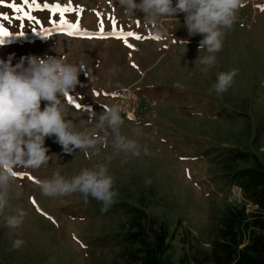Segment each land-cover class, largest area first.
<instances>
[{
  "label": "rangeland",
  "instance_id": "rangeland-1",
  "mask_svg": "<svg viewBox=\"0 0 264 264\" xmlns=\"http://www.w3.org/2000/svg\"><path fill=\"white\" fill-rule=\"evenodd\" d=\"M49 2L66 5L69 0ZM72 5L84 7L79 17L82 29L98 31L96 10L102 13L105 31H111L114 16L119 27L151 38H129L135 46L129 49L115 37L90 38L64 31L44 36L39 29H51V21L58 23L59 14L34 9L40 25L26 21L20 29L19 21L0 18L11 32L0 44V59L14 54V65L21 57L57 56L84 65L80 83L69 93L81 107L69 104L66 119L78 131L91 130L94 122L89 121V113L99 114L105 105L120 104L121 133L137 141L141 154H114L110 136L105 146H99L100 157L79 149L66 153L54 135L46 137L49 163L38 169H16L24 175L15 178L5 215L16 209H24L27 215L15 229L6 227L0 216V264H120L119 245L105 238L124 230L129 214L114 210L122 203L167 220L172 234L165 259L174 264L188 262L194 248H209L225 209L243 205L247 211L255 209L236 184L227 182L229 170L222 159L231 150H242L264 163V0H242L233 26L225 30L217 63L206 73L196 61L207 55L199 50L203 36H189L184 13L161 17L157 25L146 27L143 12L130 16L118 0H72ZM0 13L16 15L5 4H0ZM65 15L69 22L78 19L74 12ZM20 31L24 34L18 35ZM232 69L237 74L222 97L209 95L217 74ZM45 103L41 101V110ZM145 145L150 155L143 154ZM107 156L112 159L105 160ZM97 163H107L118 193L107 211L96 212L95 207L102 204L91 197L85 204L79 193L45 196L36 182L50 178L57 169L70 177ZM252 165L249 159L235 166ZM18 238L24 243L13 250L12 242Z\"/></svg>",
  "mask_w": 264,
  "mask_h": 264
},
{
  "label": "clouds",
  "instance_id": "clouds-1",
  "mask_svg": "<svg viewBox=\"0 0 264 264\" xmlns=\"http://www.w3.org/2000/svg\"><path fill=\"white\" fill-rule=\"evenodd\" d=\"M118 3L130 16H136L137 10L143 12L146 27L157 25L161 17H176L177 13H184V26L189 36H203L199 50H206L207 55L198 56L196 61L203 65L201 71L205 73L216 65V53L222 49L225 30L233 26L242 7V0H176L175 4L173 0H118ZM13 57L11 54L7 60L0 59V216L10 229L22 225L27 215L24 209L5 215V209L9 207V192L17 176L16 169H38L49 163L51 156L45 146L46 137L54 135L66 153L79 149L86 155L100 157L99 146H105L110 136L114 154H141L137 141L121 133L124 118L120 104L105 105V110L99 114L89 113V121L94 122L91 130L78 131L73 121L66 119L69 93L80 83L79 74L85 69L84 65L77 66L57 56L21 57L13 65ZM85 74L92 82L91 73L87 71ZM236 74L235 69L219 72L208 94L222 97ZM42 100L46 102L43 110ZM101 132L102 136L98 134ZM143 154H151L146 145L143 146ZM104 159L110 161L112 157ZM36 182L45 196L79 193L85 204L89 197L100 202L101 211H107L118 195L107 163L82 168L70 177L57 169L50 178ZM23 243L22 239L14 240L12 249L20 248Z\"/></svg>",
  "mask_w": 264,
  "mask_h": 264
},
{
  "label": "trees",
  "instance_id": "trees-1",
  "mask_svg": "<svg viewBox=\"0 0 264 264\" xmlns=\"http://www.w3.org/2000/svg\"><path fill=\"white\" fill-rule=\"evenodd\" d=\"M249 159L254 165L235 166L238 161ZM222 161L229 170L225 174L227 182L236 184L255 209L247 211L244 205L225 209L209 248H194L187 255L188 262L182 264H264V163L242 150L229 151ZM117 205L114 210L126 211L129 218L123 231L105 239L119 245L120 264H174L165 259L171 247L168 221L138 206ZM95 208L101 212L100 207ZM183 242L188 243L185 238Z\"/></svg>",
  "mask_w": 264,
  "mask_h": 264
},
{
  "label": "snow or ice",
  "instance_id": "snow-or-ice-1",
  "mask_svg": "<svg viewBox=\"0 0 264 264\" xmlns=\"http://www.w3.org/2000/svg\"><path fill=\"white\" fill-rule=\"evenodd\" d=\"M0 4H5L8 8L13 9L16 15L14 17H10L6 13H0V18H2L4 21H11L12 19H15L16 21L20 22V29H23L25 27L26 21H33L35 24L40 25L41 21L39 18L34 15V9L35 10H49L53 16L55 14H59L58 16V23L56 20H52V28H42L39 29L41 34L44 36H51L53 32L56 31H64L67 32L68 35H81V36H88V37H99V38H107V37H115L117 39H122V42L126 47L129 49H134V45L130 43L129 38H135L136 40H141L151 38V37H142L139 33L134 31H126L124 28L119 27L117 23V19L112 16L111 19V31H105L104 26V19L102 18V13L99 11H95V14L99 19L98 22V31L90 32L87 29H82L80 27V14L84 12V7L81 5H72V0H69V3L66 5H62L61 3H51L49 0H43V2H40V0H12L11 3H7V0H0ZM262 10H264V6H262ZM77 13L78 19L75 22H69L66 18V13ZM139 24V20L137 21ZM34 31H36V28H33ZM11 34L10 30L5 27L3 23H0V43H4L3 37H7ZM18 35H23L24 33L22 31L17 33ZM156 40L160 39V36L154 37ZM133 67H138L133 62ZM111 95L116 96L118 93H112ZM68 100L70 104H74L76 108H80L81 105L72 99V97H68ZM16 175H24L23 173H16ZM35 179V178H33ZM33 204H36V201L33 199ZM39 210V209H38ZM47 215L46 213H44Z\"/></svg>",
  "mask_w": 264,
  "mask_h": 264
}]
</instances>
